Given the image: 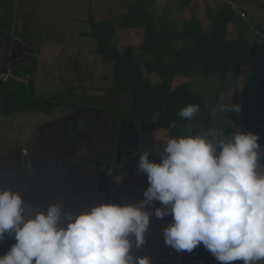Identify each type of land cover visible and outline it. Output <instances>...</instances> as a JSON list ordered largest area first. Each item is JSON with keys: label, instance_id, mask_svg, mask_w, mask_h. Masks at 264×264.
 I'll list each match as a JSON object with an SVG mask.
<instances>
[{"label": "clouds", "instance_id": "1", "mask_svg": "<svg viewBox=\"0 0 264 264\" xmlns=\"http://www.w3.org/2000/svg\"><path fill=\"white\" fill-rule=\"evenodd\" d=\"M212 113L241 112L240 105L223 103ZM199 105L189 104L178 116L193 121ZM175 128V122L169 125ZM260 137L234 129L208 127L203 134L169 136L159 163L150 151L138 156L136 173L145 174L148 187L134 204L98 203L88 211H65L59 203L35 212L19 194L0 191V241L15 243L0 255V264H151L133 248L146 244L150 213L172 220L163 241L177 253L198 245L219 264H257L264 261V150Z\"/></svg>", "mask_w": 264, "mask_h": 264}, {"label": "trees", "instance_id": "2", "mask_svg": "<svg viewBox=\"0 0 264 264\" xmlns=\"http://www.w3.org/2000/svg\"><path fill=\"white\" fill-rule=\"evenodd\" d=\"M236 1L249 14L246 1ZM153 4L154 0H114V18L94 22L88 17L81 21L85 27L79 36L94 42L97 56L113 61L112 90L129 95L134 112L137 116L140 114L151 135L162 131L168 138L186 135L188 127L193 129L205 124V131L208 127H215L207 124L210 113L205 110L203 100L192 93L186 78H218L223 82L230 76L239 79L246 74V69H250L247 75L248 95L250 78L260 59H253L249 29L222 0H205L203 10L197 13L191 9L190 16L183 17L181 24L157 16ZM186 4V1H181L180 9H184ZM123 7L125 10L121 12ZM3 14L0 12V19ZM255 22L264 32L261 24ZM230 25L232 30H229ZM8 27V24H0V34L4 35L3 30ZM121 29L141 30L138 53L133 47L117 49L115 31ZM25 47L33 51L34 46ZM37 61L30 58L27 64L13 68L5 82L0 81L1 116L10 118L27 112L48 114L57 107L61 94L54 97L55 101L34 97ZM143 66L147 73H142ZM152 74L159 79L158 83L150 82L147 76ZM256 77L252 93L253 113L250 115L247 111L239 120L245 122L252 117L264 124V77L261 81ZM189 104L200 108L193 121L178 116ZM172 122H175V128L169 127ZM216 128L223 129L225 136L232 133L228 124ZM153 153L157 152L154 150ZM7 251L0 249V255Z\"/></svg>", "mask_w": 264, "mask_h": 264}, {"label": "rangeland", "instance_id": "3", "mask_svg": "<svg viewBox=\"0 0 264 264\" xmlns=\"http://www.w3.org/2000/svg\"><path fill=\"white\" fill-rule=\"evenodd\" d=\"M245 1L249 15L264 29V0ZM186 2L185 8L188 9L192 4H190V0H186ZM202 5L198 3L192 7L197 9ZM153 8L157 16L163 17L162 19L174 21L180 18L178 17L180 14L178 0H154ZM123 10L125 7L121 8V12ZM0 12L4 13L0 19V24L3 26L8 24L9 26L8 29L3 30L5 33L3 36V38L5 37L4 45L0 40V68L4 60V50H6L7 42L9 43L7 37H9L10 43L16 39L17 48L21 47L22 44V46L27 47L34 46L32 48L34 52L30 50L32 52L31 58L36 59V61L38 59L34 97L55 101L54 97L61 94L57 107L48 114L27 112L16 114L10 118L0 115V129L3 130V132L0 131V136L5 135V133L11 136L14 134L13 129L18 125L30 128L40 121L55 120L60 115L69 114L72 107L78 110L89 109L101 114L102 117H105L102 112L114 113L115 110L119 114L118 120L121 119L123 124H134L136 127L133 128L135 135L139 138L143 136L141 119L134 112L129 95L112 90L114 81L113 61L97 56L94 53V42L79 36L85 27L81 21L88 19V17H91L94 22L114 18L116 13L114 0H0ZM183 16H190V13L184 12ZM177 21L181 24L182 19ZM121 30L115 31L117 49L133 47L138 53L137 47L142 38L141 30L135 29L136 31L133 33H129L128 29ZM130 34L135 36L133 41L128 40ZM248 36L252 46L255 45V48L253 47V59H257L264 53V47L252 34H248ZM146 70V67L143 66L142 73H147ZM250 71V69H246V74L243 77L234 79L230 76L223 82L218 78H186V81L189 83L192 93L203 100L205 110L210 113L207 124H212L215 127L228 124L232 131L238 129L245 133L254 132L253 134L260 137L258 143L264 150L262 140L264 135L261 134L264 130V124L262 125L260 121H256L252 117H249L245 122L239 120L248 111L247 75ZM147 77L153 84L159 81L155 74ZM263 77L264 68L256 78L261 81ZM7 78V74L1 70L0 81L5 82ZM184 80L181 79L180 81ZM221 96L224 97L223 103L227 106H230V101L234 105H240L241 112L239 114L232 112L213 114L211 110L220 102ZM205 126L204 124L193 127V129L188 127L186 135L203 134ZM166 139L164 132L161 131L156 134L153 139V141L155 140L156 152L164 147L163 145L167 142ZM0 143L4 145L6 141L2 139ZM145 146L146 139L143 136L142 148ZM142 148L138 155L143 153ZM136 158L134 161L137 160ZM131 164L133 165V162L128 166L130 167ZM128 166L125 170L129 168ZM9 248L0 242L1 250L5 251Z\"/></svg>", "mask_w": 264, "mask_h": 264}, {"label": "flooded vegetation", "instance_id": "4", "mask_svg": "<svg viewBox=\"0 0 264 264\" xmlns=\"http://www.w3.org/2000/svg\"><path fill=\"white\" fill-rule=\"evenodd\" d=\"M4 38L0 37L3 45ZM6 39L9 41L8 56L6 58L4 54L0 71L6 68L7 70L2 72L9 76L13 68L29 62L32 52H26L23 44L17 48L16 39L11 42L12 45L9 37ZM11 51L14 60L10 59ZM15 63L17 64L14 65ZM70 109L69 114L60 115L55 120L40 121L30 128L18 125L13 129L14 134L11 136L8 133L0 136V142L2 139L6 141L4 145L0 143V170L6 172L20 170L26 177H29L27 176L29 174L32 182L35 183L36 174H33L32 165H36L39 160L41 166L39 175L41 179L42 176L48 179L44 189L32 188L30 181L27 182L30 188H27L29 190L23 201L33 213L46 212L47 207L52 204L53 194L48 185L57 182L61 186L69 187L71 184L69 174L75 179L74 183L72 182L75 189H71L72 191L67 189V193L74 190L75 193H80L78 202L72 201L69 211L77 208L88 211L101 202L115 204L116 179L122 177V173L127 168V166L119 168L115 165L117 158L121 161V154L117 155L120 136L125 131L129 134L122 135L124 137L121 138V145L126 143L127 137L139 138L133 132L135 125L123 124L121 119L118 120L119 114L115 110L114 113L101 111L105 114V117H102L101 114L89 109L78 110L73 107ZM139 117L143 136L146 139V146L142 148L143 136H140L139 152L142 148L143 152L153 153L156 149L150 137L154 139L161 131L151 135L144 126L141 116ZM0 131L3 132L1 129ZM121 150L122 148L118 152ZM134 163L136 165L137 160ZM63 209L66 211L67 207L63 206Z\"/></svg>", "mask_w": 264, "mask_h": 264}, {"label": "crops", "instance_id": "5", "mask_svg": "<svg viewBox=\"0 0 264 264\" xmlns=\"http://www.w3.org/2000/svg\"><path fill=\"white\" fill-rule=\"evenodd\" d=\"M181 1H186V0H178V10L180 12L178 17L182 19L183 17H185L183 16L184 12L190 13L191 9L189 8H193L197 13L202 11L205 0H190V4L192 5L198 4V3L203 4V5L201 7L196 6L198 7L197 9H195L191 5V7L188 8L189 10L186 8L180 9ZM179 19H176L174 21H177ZM231 27L232 25L229 26V30H232ZM127 31L129 33H133L136 30L128 29ZM134 39H135V36L130 34V37L128 38V40L133 41ZM253 47L255 48V45ZM262 55L257 58H261ZM261 134L264 135V130ZM262 140L264 142L263 138ZM165 145L166 144H164L163 146ZM161 151H163L162 148L158 150L157 153H155V155H150L149 160L151 162L159 163L160 158L157 154L160 153ZM152 157L157 159L158 162H156V160H154ZM262 163H264V161H262ZM136 167H137V164L135 165L133 161V165L131 164L130 167L122 173V177H119L116 179L115 192H114L115 204L117 205L134 204L144 199L142 192L146 190V188L148 187V182H147V178L145 174L138 175L136 173L135 171ZM157 207H162V205L158 201H154L151 207L146 206V208L144 209L145 211H148L150 213V223H149L148 230L145 234L146 244L139 250H136L135 248H133L134 255L141 256V257L143 256L150 257L151 264H181L193 258H198V257H203V256L206 258H214L211 255V253H209L204 248L202 244L198 245L191 253H187V252L177 253L170 246H166L163 241V229L168 226V224L172 220V217L171 215H169L164 218H156L154 215H151V213H153L155 208Z\"/></svg>", "mask_w": 264, "mask_h": 264}, {"label": "water", "instance_id": "6", "mask_svg": "<svg viewBox=\"0 0 264 264\" xmlns=\"http://www.w3.org/2000/svg\"><path fill=\"white\" fill-rule=\"evenodd\" d=\"M3 34H0V37H3ZM26 52H31L28 48H25ZM5 56L7 58L8 56V46H6V50H5ZM11 60H14V54L13 51H11ZM6 63V61H5ZM17 63H15L14 65H16ZM12 65V66H14ZM264 68V55L258 60V62L256 63V65L254 66L253 72H252V76L250 78V84H249V93L247 95V101H248V111L249 114L251 115L253 113V100H252V93H253V89H254V77L256 75H258V73ZM7 69L3 68L2 71L5 72ZM140 116V115H139ZM130 133V132H129ZM129 135L128 133L123 132L120 136V141L118 144V149H117V155L121 154V161L116 160L115 165L119 168H123L125 166H127L128 164H130L137 156L139 153V138L134 139L132 136L127 137L128 139L126 140V143L124 145H121V138L124 137L122 135ZM125 137V139H126ZM122 148V150L120 152L119 149ZM118 157V156H117ZM39 160L36 162V165H32V169H33V174H36V182H32V178L30 177V175L28 174L26 177L24 176L22 173L20 172V170H16L14 172H6L4 170H0V191L3 190H10L14 193H17L20 195V197L22 198V200H24L25 196H26V192H28L30 188V185L27 183L30 181L31 183V187L32 188H41L44 189V185L46 184V181L48 180L45 176H42L41 179V175H39L40 173V168L41 166L39 165ZM69 181H70V185L69 187H65L61 186L60 184H58L57 182H52V184H49L48 187L52 189V198H51V203L52 204H61L62 206H66L67 210L69 211L70 209V205L72 203V201L75 203L78 202L79 197H80V193L77 194V192L75 193L70 192L69 194L67 193V189H69V191H72L71 189H75L73 187L72 182L74 183L75 179L72 178L71 174H69ZM80 178V177H79ZM29 194V193H28ZM77 197V198H76ZM51 204V205H52ZM45 212V211H42ZM4 244H6L8 247H11L12 244L15 243V240L13 237L11 236H5V238L0 241ZM257 264H264V261H259L257 262Z\"/></svg>", "mask_w": 264, "mask_h": 264}, {"label": "built area", "instance_id": "7", "mask_svg": "<svg viewBox=\"0 0 264 264\" xmlns=\"http://www.w3.org/2000/svg\"><path fill=\"white\" fill-rule=\"evenodd\" d=\"M229 10L236 15L249 29L250 33L264 46V32L257 26L253 18L247 14L236 0H222ZM8 77V74H7ZM181 264H219L215 258L198 257L185 261ZM233 264H242V261H235Z\"/></svg>", "mask_w": 264, "mask_h": 264}]
</instances>
